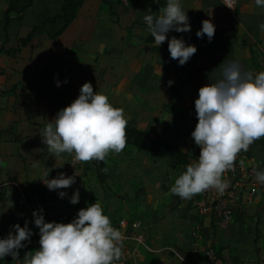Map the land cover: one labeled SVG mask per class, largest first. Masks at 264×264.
<instances>
[{"label": "crops", "instance_id": "0c3cea01", "mask_svg": "<svg viewBox=\"0 0 264 264\" xmlns=\"http://www.w3.org/2000/svg\"><path fill=\"white\" fill-rule=\"evenodd\" d=\"M64 1L32 0L21 14H12L6 26L10 0H0V239L10 226L23 227L28 221L33 235L19 250L17 260H23L26 253L40 247L39 230L32 223L34 210L43 209L45 222L67 224L80 209L99 202L111 224L134 219L143 227L144 244L131 242L123 250L127 264H210L208 251L223 264H264V190L233 225L213 228L207 219L198 218L190 200L170 193L189 162L179 166L171 159L126 146L125 154L105 157L108 178L99 183L95 160L77 161L68 153L56 156L42 142L47 123L75 100L74 92H79L85 79L95 75L102 85V51L111 45H129L134 60L141 56L149 74L163 78L166 100L152 107L147 104V111L131 113L133 119L126 127L185 152L182 132L189 130L188 124L191 132L197 120L194 101L198 90L214 82L228 62L238 63L242 71L254 76L264 71V30L260 28L264 7H258L255 0H236L231 10L224 0H181L191 28L181 37L197 49L186 67L170 58L168 41L160 46L145 43L150 33L143 17L148 10L158 15L166 0H83L76 18L57 35L63 23L45 21L61 14ZM205 19L215 25L210 43L206 36L196 37ZM31 33L28 44L21 46L19 41ZM57 80L60 87L55 86ZM168 81L173 82L171 86ZM174 114L183 122L179 127ZM247 154L264 168V137L254 141ZM140 155L146 163L130 165L128 157ZM47 172L48 179L60 172L76 175V182L62 189L66 197L39 195L35 184ZM140 174H146L144 182L136 180L142 181ZM76 190L79 202L72 205L69 200ZM198 223L202 231L194 237L192 229ZM17 260L7 256L2 264H18Z\"/></svg>", "mask_w": 264, "mask_h": 264}, {"label": "clouds", "instance_id": "9594fccd", "mask_svg": "<svg viewBox=\"0 0 264 264\" xmlns=\"http://www.w3.org/2000/svg\"><path fill=\"white\" fill-rule=\"evenodd\" d=\"M235 2L232 0L227 7L235 9ZM255 4L264 7V0H255ZM146 13L143 20L158 46L171 31L188 33L191 30L181 0H166L158 15H152L150 10ZM260 28L264 30V23ZM214 33L215 25L205 19L196 37L206 36L210 43ZM196 51L183 37L168 39L170 58L178 66L185 65ZM172 83L168 81V86ZM55 86L60 87L61 82L55 81ZM194 108L197 123L191 137L200 154L170 188L171 194L183 200L209 189L223 194L229 187L223 174L233 168L241 151L247 152L254 141L264 137V71L254 76L242 71L236 62L225 63L215 81L198 90ZM126 126L124 110L114 107L106 95L94 92L91 83L85 82L78 97L47 123L42 142L56 156L68 153L81 162L104 161L110 151L120 153L126 147ZM240 163L243 166V161ZM34 166H39V161H34ZM48 175L49 172L41 181L50 191L67 189L76 182V175L60 172L53 179H48ZM256 180L264 184V168L256 171ZM66 195L58 191L60 198ZM69 202L72 205L79 202V190L73 192ZM32 217V223L39 230V249L17 260L19 250L31 242L33 235L25 221L23 227L10 226L8 234L0 239V259L11 256L18 264L21 261L22 264H113L122 256L125 236L112 226L99 202L80 209L67 224L45 222L43 209L34 210Z\"/></svg>", "mask_w": 264, "mask_h": 264}, {"label": "built area", "instance_id": "2783aa9c", "mask_svg": "<svg viewBox=\"0 0 264 264\" xmlns=\"http://www.w3.org/2000/svg\"><path fill=\"white\" fill-rule=\"evenodd\" d=\"M231 3L232 0H224L226 7ZM190 64V61H188L185 66H190ZM196 123L192 125L191 132L194 130ZM195 149L197 159L200 154V149L196 145ZM240 161H243V166H241ZM260 169L255 161L248 156L247 152H240L236 157L233 168L223 174V178L229 182V187L223 194L218 193L215 189H209L189 199L198 218L200 220L207 219L213 228H228L233 225L237 218L246 212L264 190V184L256 180V171ZM35 186L43 189L48 195L53 194V191L48 190L42 181L37 182ZM112 226L120 230L125 236L122 245V256L120 260L114 261L113 264H127L123 250L131 242L138 246L144 244L143 227L138 220L123 218L117 220ZM201 231L202 227L198 223L192 229V236H199ZM207 256L210 264H223L215 253L208 251ZM6 258L7 256L0 259V261L4 262Z\"/></svg>", "mask_w": 264, "mask_h": 264}, {"label": "rangeland", "instance_id": "374dc122", "mask_svg": "<svg viewBox=\"0 0 264 264\" xmlns=\"http://www.w3.org/2000/svg\"><path fill=\"white\" fill-rule=\"evenodd\" d=\"M141 47L143 48V46L136 48ZM106 48V50L102 51V85H99V79L95 75H91L89 79H85V82L90 81L93 91L106 95L109 102L114 107L122 108L127 122L133 119L131 113L137 112L140 109L147 111L153 104L155 106L166 100L162 93V86H164L163 78L159 77L156 73H154L155 76L149 74L150 68L146 62H142L141 59L143 58H141V56H138V60L133 59L134 56L130 54V48H132V46L125 45L123 47H115L111 45ZM116 50L118 51L116 52ZM118 55H121L122 59L117 60ZM153 68L156 70L158 66ZM98 70V68L94 69V74H96ZM78 95L79 92H74L75 99ZM147 104H149L150 107H148ZM163 109H168V107H164ZM189 125L190 124H188V129L190 130L191 125ZM189 130L182 132L183 140L181 144L182 146L184 145L185 153L189 154L190 164L193 159H196V149L191 139L190 132H188ZM123 152L124 154L126 153V148H124ZM114 153L115 152L111 151L108 155L114 158ZM128 160L130 165L135 164V166L140 167L146 163V158L143 155L136 157L130 156ZM145 175L146 174L139 175L143 176L141 177L142 181L140 179L136 180L144 182L143 178ZM169 180L171 181V178H169ZM59 191H62V189Z\"/></svg>", "mask_w": 264, "mask_h": 264}, {"label": "trees", "instance_id": "16d2710c", "mask_svg": "<svg viewBox=\"0 0 264 264\" xmlns=\"http://www.w3.org/2000/svg\"><path fill=\"white\" fill-rule=\"evenodd\" d=\"M32 3V0H10V6L7 9L5 13V25L7 26L11 21V15L12 14H21L26 8H28ZM83 0H65L62 6L61 14L58 16H55L51 19H47L45 21L46 24H54L56 22H62L63 27L60 29V31L57 33V35L61 34L76 18L78 9L82 6ZM33 33L29 34L26 39L20 40L21 46H26L31 38ZM182 33H177L175 31H171L168 33V38H166V41L170 39L171 37L180 38ZM146 44H153L154 38L149 35L147 39L145 40ZM174 117V123L176 127H179L182 125V121H177V114L173 115ZM197 122V120L195 121ZM194 122V123H195ZM126 146L134 148L138 152H148L151 153L153 156H161L168 159H171L176 162L179 166L187 165L189 162L188 154L171 146L168 143H165L157 138H151L147 136L145 133H141L135 128H128L126 127ZM94 168L97 180L99 183H104L108 178V168L104 161H94ZM52 177H56L55 174H53ZM67 190V189H65ZM58 191H53L52 195H48L49 198L53 199L58 196ZM37 192L42 197L45 193L43 189H40L37 187ZM0 264L2 262L0 261Z\"/></svg>", "mask_w": 264, "mask_h": 264}]
</instances>
